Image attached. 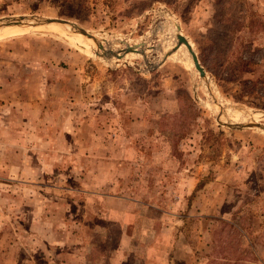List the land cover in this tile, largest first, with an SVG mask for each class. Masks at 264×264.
I'll return each mask as SVG.
<instances>
[{
	"label": "rangeland",
	"instance_id": "1",
	"mask_svg": "<svg viewBox=\"0 0 264 264\" xmlns=\"http://www.w3.org/2000/svg\"><path fill=\"white\" fill-rule=\"evenodd\" d=\"M3 20L25 31L0 38V264H264V129L229 126L264 124V0H0ZM178 33L206 77L184 44L162 62Z\"/></svg>",
	"mask_w": 264,
	"mask_h": 264
},
{
	"label": "water",
	"instance_id": "2",
	"mask_svg": "<svg viewBox=\"0 0 264 264\" xmlns=\"http://www.w3.org/2000/svg\"><path fill=\"white\" fill-rule=\"evenodd\" d=\"M25 18L26 17H19L18 20L21 21V20H23ZM10 20H15V19H10ZM1 22L3 24L0 27L12 25V24H8V20H3ZM49 22H59V23H64V24H70L72 27H76L78 32H80V33H82V34H84L86 36H91L89 33L84 31L82 28H79V27L75 26L73 23H71V22H69L67 20L56 19V18H43V19H40V20L37 21L38 24L49 23ZM176 37H177L176 45L164 55V57L162 59V62L164 60H166V58L172 52H174L181 44H184L186 46L188 52L190 53L191 58H192V62L194 64L195 68L198 70L200 76L201 77H206V73H205L202 65L200 64L196 53L192 49V46H191L190 42L183 35H181L180 33H178ZM127 52H137V46L136 45H128L127 44V47L122 50V53H127ZM119 54L120 53H118V52L114 53L113 51H109L105 55H107L108 57H112V56L119 57L120 56ZM229 126H231V127L258 126V127H261V128L264 129V124H260V123H250V124H239V123H236V124H230Z\"/></svg>",
	"mask_w": 264,
	"mask_h": 264
},
{
	"label": "bare ground",
	"instance_id": "3",
	"mask_svg": "<svg viewBox=\"0 0 264 264\" xmlns=\"http://www.w3.org/2000/svg\"><path fill=\"white\" fill-rule=\"evenodd\" d=\"M9 26H13V25H9ZM15 28H7V27H5V29L4 28H2V29H0V38L1 37H3V36H6V35H8V34H10V33H23L24 31H25V28L24 27H17L16 28V26H14ZM69 27V26H68ZM66 29V28H65ZM86 36V35H85ZM87 37H89V36H87ZM91 37H93V35H91ZM94 38V37H93ZM95 39V38H94ZM101 44V43H100ZM191 44V43H190ZM141 46H137V52H142L143 54H144V52L143 51H141L139 48H140ZM122 57V55H120L119 56V58H121Z\"/></svg>",
	"mask_w": 264,
	"mask_h": 264
},
{
	"label": "crops",
	"instance_id": "4",
	"mask_svg": "<svg viewBox=\"0 0 264 264\" xmlns=\"http://www.w3.org/2000/svg\"><path fill=\"white\" fill-rule=\"evenodd\" d=\"M4 106H0V111H1V108H3ZM133 239H134V236L132 235L131 236ZM136 238V237H135ZM121 240L123 241V240H126V239H124V237H122L121 238ZM142 250V255L144 256L145 255V249H141ZM120 254V255H119ZM134 254H137V251H135V253ZM124 254H123V251H121V250H116L115 252H113L112 253V255H111V257H112V264H122L121 263V257L123 256ZM120 256V257H119ZM109 257H110V255H109ZM24 261V260H23ZM23 264H25V263H23ZM27 264V263H26ZM29 264V263H28Z\"/></svg>",
	"mask_w": 264,
	"mask_h": 264
},
{
	"label": "trees",
	"instance_id": "5",
	"mask_svg": "<svg viewBox=\"0 0 264 264\" xmlns=\"http://www.w3.org/2000/svg\"><path fill=\"white\" fill-rule=\"evenodd\" d=\"M184 221H185V219H184ZM238 225H239V223H238Z\"/></svg>",
	"mask_w": 264,
	"mask_h": 264
}]
</instances>
